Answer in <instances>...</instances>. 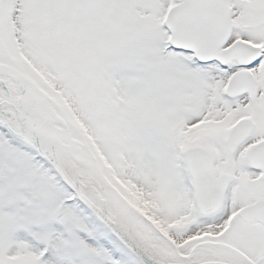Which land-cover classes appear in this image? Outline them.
<instances>
[{"label": "snow or ice", "instance_id": "snow-or-ice-1", "mask_svg": "<svg viewBox=\"0 0 264 264\" xmlns=\"http://www.w3.org/2000/svg\"><path fill=\"white\" fill-rule=\"evenodd\" d=\"M0 264H264V0H0Z\"/></svg>", "mask_w": 264, "mask_h": 264}]
</instances>
